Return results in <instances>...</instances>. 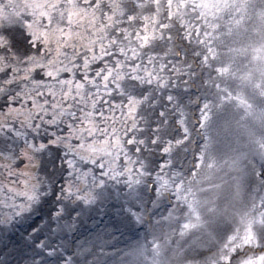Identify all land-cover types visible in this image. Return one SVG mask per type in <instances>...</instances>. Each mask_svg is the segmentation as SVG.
Wrapping results in <instances>:
<instances>
[{
    "label": "snow or ice",
    "instance_id": "obj_1",
    "mask_svg": "<svg viewBox=\"0 0 264 264\" xmlns=\"http://www.w3.org/2000/svg\"><path fill=\"white\" fill-rule=\"evenodd\" d=\"M237 7L231 0H0V159L22 157L43 173H20L28 177L23 190L19 181L0 184L8 209L0 264H107L96 250L107 241L89 220L109 182L129 189L114 209L117 221L140 224L163 206L162 219L188 251L213 240L223 213L203 195L220 187L212 182L209 125L226 103L252 108L222 86L231 68L217 63L214 47L241 24L233 17L221 33L216 23ZM257 51L264 61V48ZM255 86L264 94V73ZM194 132L204 143L193 146ZM2 166L13 177L11 165ZM259 167L264 191V153ZM252 210L216 237L204 264H264V195Z\"/></svg>",
    "mask_w": 264,
    "mask_h": 264
},
{
    "label": "rangeland",
    "instance_id": "obj_2",
    "mask_svg": "<svg viewBox=\"0 0 264 264\" xmlns=\"http://www.w3.org/2000/svg\"><path fill=\"white\" fill-rule=\"evenodd\" d=\"M252 0H231L233 4L238 5L237 8L225 9L219 19L216 21L220 25V32L227 31V25L230 19L233 17L240 19L242 22L239 26L232 25V34L223 35L218 39L214 47L216 48L219 60L218 64L228 65L231 68V73L223 78L222 86H225L233 91H239L248 101L252 104V108L245 112L243 109L235 106L234 104H224L221 110L228 109L227 125L228 127L223 130H216L217 123V110H214L212 120L209 125V135L212 138V142L209 146V154L214 157L217 163V169L214 173L213 183L220 185L218 189L208 191L211 194L221 195V193L229 192L234 193L235 197L238 191H245L247 187L254 186V194L249 193L250 197L244 204L249 205L247 217L252 215V204L255 201L259 206V197L264 195V191L261 190L260 178H259V162L261 153H264V147H261V143L264 142V135L262 134L261 122H264L263 118H258L259 110L262 109L264 113V94L256 88V82L261 78V73H264V61L260 59L248 58L261 48H264V27L257 25L253 21L256 7L253 9L248 8V3ZM255 6H260V9H264V0H253ZM262 5V6H261ZM126 26V25H125ZM186 43V42H185ZM258 55V51L255 56ZM264 55V53H260ZM251 72L250 78H242ZM256 74V75H255ZM67 78V76H65ZM259 125V126H258ZM51 130V129H50ZM198 130V129H197ZM66 133V132H65ZM62 133V134H65ZM194 137V134H193ZM46 142V141H45ZM201 143H204L201 142ZM136 159L135 156L132 157ZM11 165V168H19L22 165L23 158L15 159L13 161H5ZM59 166V161H55ZM119 165H123V157L117 162ZM52 165L49 164V168ZM33 175L42 176V172H37L33 168ZM99 172H97V175ZM4 176L0 173V180H3ZM15 177L8 178V181H15ZM203 187L207 188V184ZM233 188V189H232ZM129 189L121 182L114 184L109 182L108 187L105 189L100 201L97 204H103L109 202L112 206L111 197L113 201V209L119 208L127 199ZM117 195L119 198H117ZM108 196V197H107ZM246 196V195H245ZM92 208V210H94ZM8 213L7 208L0 207V217ZM96 213V212H95ZM152 223L150 230H141L136 234H128L117 230L111 232V236L106 238L107 244L103 248H97V251L104 253V256L108 258L107 264H129L126 261L132 259L139 264H148V260H153V255L157 254L160 259H166L176 257V261L189 255L196 254L197 252H203L208 248L201 247L196 250L195 253L188 251L187 244L184 240H181L174 234L173 229L175 225L169 222V224L162 231V223L160 218L155 216L154 211L150 212ZM112 215L113 212H110ZM161 214V213H160ZM123 224L127 221L121 220ZM167 222L165 221V224ZM118 221L115 225L118 226ZM153 224V225H152ZM155 224H157L155 226ZM113 222L111 223L112 226ZM139 224H128L129 230ZM127 226V227H128ZM155 227V228H154ZM213 228V227H212ZM227 230L233 229L231 226L226 227ZM212 231V229H211ZM138 234L142 236H138ZM117 239L121 244L117 251V246L111 250L109 245H113L112 240ZM125 239H130L128 244H125ZM109 242V245H108ZM210 248L215 251V248L210 244ZM151 256V257H150ZM197 263V262H196ZM15 264V259H13Z\"/></svg>",
    "mask_w": 264,
    "mask_h": 264
},
{
    "label": "bare ground",
    "instance_id": "obj_3",
    "mask_svg": "<svg viewBox=\"0 0 264 264\" xmlns=\"http://www.w3.org/2000/svg\"><path fill=\"white\" fill-rule=\"evenodd\" d=\"M233 189V188H232ZM108 228V225H104L99 231L102 234V239L107 238L109 235V232L105 231V229ZM129 264H137L133 259L131 261H126Z\"/></svg>",
    "mask_w": 264,
    "mask_h": 264
}]
</instances>
